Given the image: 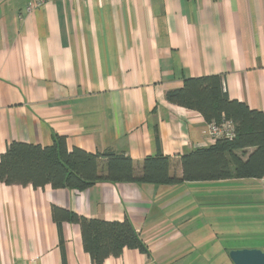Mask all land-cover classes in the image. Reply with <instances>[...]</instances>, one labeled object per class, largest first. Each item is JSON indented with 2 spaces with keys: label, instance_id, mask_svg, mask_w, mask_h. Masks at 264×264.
<instances>
[{
  "label": "crops",
  "instance_id": "crops-1",
  "mask_svg": "<svg viewBox=\"0 0 264 264\" xmlns=\"http://www.w3.org/2000/svg\"><path fill=\"white\" fill-rule=\"evenodd\" d=\"M32 1L0 0V155L13 141L49 146L59 135L91 153L176 162L214 143L199 113L165 99L187 77L220 75L229 99L264 112V0H58L27 10ZM53 206L129 220L148 254L124 249L102 264H233L230 251L264 252V178L99 182L82 192L1 184L0 264H93L79 226L56 225Z\"/></svg>",
  "mask_w": 264,
  "mask_h": 264
},
{
  "label": "trees",
  "instance_id": "trees-1",
  "mask_svg": "<svg viewBox=\"0 0 264 264\" xmlns=\"http://www.w3.org/2000/svg\"><path fill=\"white\" fill-rule=\"evenodd\" d=\"M165 99L199 113L206 124L229 121L235 136L195 148L176 162L157 154L145 157L141 163L110 150L91 153L70 148L66 138L59 135L53 137L49 146L13 141L0 155V185L34 189L50 186L82 192L99 182L176 185L264 178V112L229 99L220 75L187 77L181 87L167 91ZM249 149L252 151L248 152ZM175 164L180 167V176L170 172ZM52 219L58 226L63 222L79 226L83 250L93 264L119 257L124 249L148 254L146 245L127 219H87L56 206L52 208Z\"/></svg>",
  "mask_w": 264,
  "mask_h": 264
},
{
  "label": "built area",
  "instance_id": "built-area-1",
  "mask_svg": "<svg viewBox=\"0 0 264 264\" xmlns=\"http://www.w3.org/2000/svg\"><path fill=\"white\" fill-rule=\"evenodd\" d=\"M58 0H33L30 5L27 6V10H30L32 5L35 7H41L46 2H54ZM233 126L229 121L222 120L220 124L209 123L207 124V136L211 140L215 141L216 139L226 138L232 139L234 137Z\"/></svg>",
  "mask_w": 264,
  "mask_h": 264
},
{
  "label": "water",
  "instance_id": "water-1",
  "mask_svg": "<svg viewBox=\"0 0 264 264\" xmlns=\"http://www.w3.org/2000/svg\"><path fill=\"white\" fill-rule=\"evenodd\" d=\"M233 264H264V252L261 250H234L229 252Z\"/></svg>",
  "mask_w": 264,
  "mask_h": 264
},
{
  "label": "rangeland",
  "instance_id": "rangeland-1",
  "mask_svg": "<svg viewBox=\"0 0 264 264\" xmlns=\"http://www.w3.org/2000/svg\"><path fill=\"white\" fill-rule=\"evenodd\" d=\"M233 129V133H234V128H232ZM234 136H235V133H234ZM210 140H211V138H209ZM226 139V138H225ZM213 141V140H212Z\"/></svg>",
  "mask_w": 264,
  "mask_h": 264
}]
</instances>
